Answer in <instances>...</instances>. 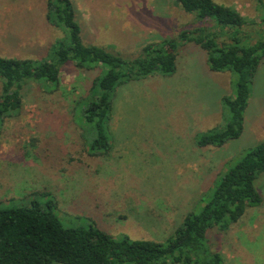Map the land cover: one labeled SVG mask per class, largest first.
<instances>
[{
	"label": "rangeland",
	"instance_id": "obj_1",
	"mask_svg": "<svg viewBox=\"0 0 264 264\" xmlns=\"http://www.w3.org/2000/svg\"><path fill=\"white\" fill-rule=\"evenodd\" d=\"M71 1L82 40L111 51L136 52L204 24L175 0ZM213 1L236 10L247 24L241 31L254 37L262 18L254 0ZM45 3L0 0V55L37 57L61 35ZM216 41L228 43L223 35ZM206 57L192 42L179 44L173 73L115 86L105 156L88 151L79 116L102 67L65 66L54 87L26 85L21 107L0 125V206L50 197L63 226L90 220L113 237L163 241L246 148L264 142L263 59L248 88L240 135L220 146L195 144L196 134L222 126L221 97L233 94L235 81L229 71L209 70ZM254 185L261 204L245 208L225 231H211L224 264H264V172Z\"/></svg>",
	"mask_w": 264,
	"mask_h": 264
},
{
	"label": "trees",
	"instance_id": "obj_2",
	"mask_svg": "<svg viewBox=\"0 0 264 264\" xmlns=\"http://www.w3.org/2000/svg\"><path fill=\"white\" fill-rule=\"evenodd\" d=\"M175 1L204 24L181 30L176 38L145 43L136 52L124 53L86 44L71 0H46V18L61 29V35L37 57L0 55V125L21 107V91L26 85L44 82L54 87L65 66L102 67L100 75L91 80V97L81 102L79 116L88 151L105 156L111 149L108 120L115 86L139 77L173 73L178 45L192 42L206 52L209 70L235 75L233 94L221 97L226 111L222 126L196 134L194 142L197 146H220L237 138L243 128L249 85L264 59V0H254L262 18L252 39L241 31L246 22L230 7L213 0ZM210 21L222 30H211ZM221 35L228 43L216 41ZM262 172L264 142H259L246 148L220 174L211 189L200 195L196 210L187 212L161 242L125 234L113 237L90 220L86 225L63 226L50 197L33 196L25 205L0 206V264H224L210 243L211 231H225L245 208L261 204L254 180Z\"/></svg>",
	"mask_w": 264,
	"mask_h": 264
}]
</instances>
